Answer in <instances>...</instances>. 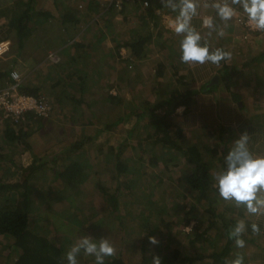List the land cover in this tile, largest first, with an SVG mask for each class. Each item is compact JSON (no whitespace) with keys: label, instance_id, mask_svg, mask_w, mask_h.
Masks as SVG:
<instances>
[{"label":"crops","instance_id":"0c3cea01","mask_svg":"<svg viewBox=\"0 0 264 264\" xmlns=\"http://www.w3.org/2000/svg\"><path fill=\"white\" fill-rule=\"evenodd\" d=\"M73 1L0 0V42L5 40L10 42L9 52L4 57H0V75H3V73L6 75L0 77V86L6 80L9 81L8 77L12 71H17L22 76L23 85L33 86V88L41 89L45 93L52 94L54 90H62L60 85L66 87L71 82L74 85L75 93L74 95L65 96L67 101L61 103L64 105H62L60 113L65 115L67 112L73 111L79 114V121L76 120V122L84 125L85 122L96 121L97 113L95 109H98L100 104L104 103L106 95H116L118 92L110 84L106 86L99 83V74L103 68L102 66L105 65L103 63L107 62L101 60L100 65L93 64L100 52L97 46L105 39L102 30L96 27L101 28L102 25L106 24L107 18L111 14L105 18L99 17V14L93 15L90 22L94 25L98 24L95 27L98 32L94 31V37L89 35L90 39L89 37L86 38V30L88 29L87 26L81 28L83 23L79 15L81 12L78 11L90 9L92 4L89 5V2L86 3L82 0H77L78 2L74 4ZM166 2L167 0H149L151 15H147L145 12L137 13L138 15L135 12L123 15L124 12L117 13L107 9L106 2L100 0L102 9L112 11V16L117 22L123 18V20L130 21V23L137 22L147 27V32L143 35L122 37L119 43L113 41L112 45H109L112 49L109 54L117 53V44H120L122 46L120 48L121 52H119L129 57L128 51L124 47L125 43L147 35L150 37V42L144 46L141 56L132 59L133 61L131 60L137 64L144 63L140 71L144 77L140 76L137 82L138 92L142 95L141 102L157 103L162 99H166L169 91L174 86H180L182 89L187 87L197 91L206 90L196 96V102L190 107V111L182 117L184 136L191 137L190 145L195 146L201 154L203 153L205 157L207 155L215 163L210 168L214 170L210 173L212 180L209 181V189L206 191L207 194H210L208 196L209 198L211 196V200H203L201 203L203 204L204 217L208 216V220H205L208 224H203L202 228L199 227V230H197V232H200L201 229L204 231V244L192 248L199 250V247H203L200 256H202L203 251H210V248L206 247L212 237V234H210L212 230L209 229L211 227L210 221L219 219L218 225L216 223L213 225V233L222 232L223 235L222 238L219 237L221 245H217L213 250H222L223 243L230 241L231 248L226 263L233 264V261L239 256L243 258V264H264V214H251L244 205H237L234 201L223 200L219 196L216 179L227 171L226 156L235 147V141L240 138L242 133H246L248 136L247 148L252 157L254 159L264 158V32L249 31L250 33H248L246 28L236 21L239 16L247 14L240 5H232L231 0H227V2L236 9L237 15L227 22L228 26L226 28L224 22L217 16L216 10L211 7L212 4L220 3L222 0H195L198 5L197 15L193 17L191 26L201 35L200 45L207 46L210 52L222 48L231 52L232 58L228 62L222 61L219 67L206 64L202 67L190 68L180 62V42L184 34H176L171 26L172 20L179 14V8L173 12L170 7L165 6ZM172 3L178 5L179 0H172ZM26 13H28L26 35L20 36L16 34L13 28L19 19L25 17ZM209 16L213 18L216 30L224 29L226 32L224 38L218 37L216 31L203 27L202 19ZM210 32L211 34H209ZM81 34L83 37L81 39L77 38ZM106 38L108 37L106 36ZM15 45H18V48L16 52H13ZM115 45H117L116 48ZM156 47L158 49H154ZM54 52L60 58L58 64L48 60V56ZM226 67L231 70L233 68L234 74L230 75L226 72ZM158 73L163 75L160 76L159 74L158 76ZM58 75H61V77ZM109 88L114 93H111ZM126 103L127 101L124 98L123 105H126ZM107 106L108 104H105V108ZM183 111L184 107L180 106L175 110V114L182 116ZM129 112L125 111L123 113V122H125L126 116L132 115ZM157 113L160 114V112ZM87 115H90L91 119H88ZM107 122H109L108 119ZM105 132L113 135L114 131ZM128 133L129 131H127V135ZM94 138L98 139L99 136L94 135ZM28 139L29 137L26 140L29 148H24L21 145L20 148L29 155L32 151ZM102 147L103 145H100V150H102ZM71 153L73 156L76 151L73 150ZM15 161L17 165L18 158ZM204 161L207 163L210 160ZM215 169H217L216 172ZM11 183H15V180ZM80 187L81 192L77 194L78 197L83 192L82 186ZM6 193L9 192L4 191L0 193V196H8ZM257 196L258 198H264V192H258ZM11 201L13 200L11 199ZM81 210L77 209L74 212L75 214L71 215L77 216L78 213L80 216H77L80 218V221L78 220L80 225L74 227L73 238L68 237L67 241H64L66 236L60 230L55 231V233L64 242H59L57 237L47 235L55 242L64 257H66V253L70 248L84 236L91 237L93 241L98 242L93 228L88 227V221L91 222L90 213L93 209L86 212ZM114 213L117 212H112L109 217H112ZM116 217L121 218L122 215H116ZM83 219L86 220L83 222ZM241 220L244 221L245 230L239 238L244 240L245 246L238 248L235 244L236 238L231 236V232L237 222ZM253 224L257 225L258 233L252 231ZM194 226L191 221L189 227L191 232H193ZM189 229L186 228L187 236L184 235L187 241L186 246L189 244L190 237L188 234H193ZM129 230L131 228L126 227L125 230H121L122 236H124L123 239H126L125 243L131 249H138V247H135L137 242L133 246L131 239L126 236ZM52 231L54 229H51L50 234H52ZM118 238L112 235L103 238L108 239L117 250L114 257L105 259V263L112 259H119L124 264H147L144 263L145 260H149L146 255L145 257H139L138 253L129 252L131 249L121 246L124 244ZM11 242L12 240L0 241V264H13V260L6 258V255L10 253L9 245ZM185 244L183 243V247ZM150 248L153 247L150 246ZM186 254L189 256L195 255V253ZM129 255L133 257L131 260L128 259ZM139 258L141 261H139ZM76 259L78 264H94L95 260L92 256H85L83 250L77 254ZM150 260H152V257H150ZM177 262L174 264H183L180 260ZM199 263L211 264L208 259L203 263ZM212 264H216V262Z\"/></svg>","mask_w":264,"mask_h":264},{"label":"rangeland","instance_id":"374dc122","mask_svg":"<svg viewBox=\"0 0 264 264\" xmlns=\"http://www.w3.org/2000/svg\"><path fill=\"white\" fill-rule=\"evenodd\" d=\"M82 1L86 3L89 2V5L92 4L90 9L78 11L81 12L79 15L83 23L81 28L87 26L89 30V32L86 30V38L89 37V35L94 37V31L98 32V30L95 29L98 24L94 25L90 22L93 15L99 14V17L102 16L101 18H105L111 14V16L107 18L106 24L102 25L101 28L96 27L102 30L103 34H105V39L97 46L100 52L99 55L96 56L93 64L96 66L100 65L101 60L107 62L103 63L105 65L102 66L103 68L99 74V83L106 86L110 84V86L116 88L117 92H120L121 96L127 101L126 105H122L123 108H126V112L136 111L137 107L139 108L141 105L140 98L142 95L138 92L137 82L140 76H143L140 71L144 63L137 64L136 62H129L131 60L120 53V48L122 46H120V44H117V53H109L112 52L110 46L113 41H115V43L118 41L119 43L122 37L128 38L137 34L143 35L147 32V27L137 22L130 23V21L123 20V18L117 22L112 16V11H104V9H102L100 0ZM66 2H68V0H66ZM73 2L75 4L78 1L74 0ZM103 11L104 13H102ZM131 12L139 14L145 12V10L135 5L125 8L123 15H129ZM242 17L244 16H239L238 19ZM106 36L108 38H106ZM82 37L81 34L77 38L81 39ZM117 45H115V48ZM17 48L18 45H15L13 47V52H16ZM154 49H158V47ZM58 76L61 77V75ZM68 85L69 86L66 87L60 85L62 90H54L52 94L41 91L39 96L43 97L51 106L49 117L40 119V123L28 121V126L15 129L19 131V133L27 131L25 141L29 137L28 141L31 146L30 150L32 151L29 155L28 153H24L20 145H17V142L14 140L8 142L3 136V132H0L1 182L9 184L15 179H20V173H18L16 169L17 165L26 167L34 156H41L42 159L47 162L46 167L34 173L29 181L32 186L30 192V201L32 205L30 212L31 226L36 225L35 230L38 231V233L42 232L44 235H49L54 238L57 237L59 242H62L63 239H60L61 237H58L55 231H52V234H50L51 225L52 227H59L60 232L63 235L65 234L66 238L64 241H67L68 237L73 238L74 227L76 228L80 225L78 223L79 214L77 213L79 217L71 216L70 219L67 220L62 211H65L69 206L65 208L62 205L68 202V200L63 198V203L61 206H58L56 203L58 192L55 191V193H52L51 191V193L48 194L45 189H40V185L46 188L43 184L52 176L55 160L58 161L59 167H63L69 164L71 160H74L84 167L85 173L88 176L82 184L83 192L79 197L76 195L73 202L76 208L79 210L82 209L81 211L83 212L90 211L94 207V210H91L90 213L91 222L88 221V227L91 226L93 228L94 235H96L98 241L112 235L119 237V241L121 240L124 244L121 246H126L127 249H131L130 246L125 243L126 239H123L124 236H122L121 230H125L126 227L131 228V230L127 231L126 236L131 239L133 246H135L137 242L135 247H138V249L132 248L128 251L138 253L139 257H145L146 255L149 260H145L144 263L152 264L150 257L153 258V256H158L161 259V264L166 257L169 259L168 264H174L178 263L177 261L181 260L186 253H194L195 249L183 247V243H187L183 233H187V230L185 228V232H182L180 229L182 215H184L186 210L191 209V211L195 213V219L192 220L193 226L196 225L199 219L202 220L203 224H208L205 222V220H208V216L204 217L203 204H193V208L192 203L194 201L196 203L195 196L198 195V192L191 193L192 191L186 184V176L191 172V167L189 164H185L186 158L184 153L186 148L191 146L189 143L191 137L187 138L183 133L184 138L187 140L186 143L183 144V151L174 152V155L169 157L170 160H165L164 158V155L168 152H161L160 148L157 147V150L154 152L155 158L157 159L156 165H151L147 155L143 159L140 158V146L136 145L135 140L129 139V145L120 153L121 164L125 167V170L119 172L118 165L115 164L116 155L118 149L121 147L120 144L122 141L127 139V131L134 129L133 137H136L140 134L141 136H146L148 129H145L141 124L134 126L136 119L131 115L126 116L125 122L121 123L116 128L113 135L105 131L101 132L100 128L103 127L107 119L110 121L113 119L112 106L100 112V120L93 122L89 121L84 125L76 122V120L79 121V114L73 111L61 115L60 109L62 105H64L61 103L67 101L65 100V96L74 95L75 93V89H73L74 85L71 84V82H69ZM110 92L114 93L113 90H110ZM113 108L116 110L118 109V107ZM87 118L91 119V116L87 115ZM94 135H98L99 138H94ZM73 143H81L82 147L72 156L69 149ZM100 145H103L102 150L99 148ZM17 158L18 161L16 165L15 160ZM202 160H210L207 161V166L210 170V181L212 180L210 173L214 170L210 168L215 163L211 161L207 155L205 157L203 153ZM216 170L217 169H215V172ZM20 192L19 190L9 192L11 193V199H14L13 207H17L18 209L21 207L22 203L25 202ZM4 198H6L5 195L3 198L0 196V205L3 203ZM39 198H41V200L37 203ZM98 207H100V210ZM112 207L118 212L114 213L112 217H109L110 214L114 212ZM88 208L91 209L86 210ZM116 215H122V217L117 218ZM38 218H43L44 221L41 220V222H39ZM218 220L219 219L214 220L216 225H218ZM189 231L191 232V229H189ZM218 234L219 233L213 234L216 236L211 238L209 244L206 242V244H208L206 247L213 249L217 246V243L220 242L219 236H217ZM150 236L155 237L159 241L158 245L149 243L148 237ZM0 241H10V239L8 237H0ZM150 246L157 252H159V248H162V252L155 255L153 254V249H149ZM202 249L203 247H199V251ZM125 253L127 254L126 251ZM131 258H133L132 255H129L128 259L131 260ZM139 261H141L140 258Z\"/></svg>","mask_w":264,"mask_h":264},{"label":"trees","instance_id":"16d2710c","mask_svg":"<svg viewBox=\"0 0 264 264\" xmlns=\"http://www.w3.org/2000/svg\"><path fill=\"white\" fill-rule=\"evenodd\" d=\"M145 10V13L147 15L152 14L151 11H149V7ZM27 17L28 13H26L25 17L19 19L16 25H14L13 29H15L16 34L20 36L25 34L26 24L28 22ZM245 17H247V15H245ZM236 21L240 23L238 19ZM246 30L248 31V33H250L248 29ZM149 42L150 37L147 35L146 37H139L125 43L124 47L129 54L128 59L132 60L139 58L143 52L144 46L149 44ZM226 68V72H228L230 75L234 74L233 68L232 70L228 67ZM159 74L160 73H158V76ZM3 75H0V77H2ZM7 82L8 81L6 80V82L3 83L0 88H3ZM180 88V86H174L169 91L166 99H162L157 103H149L148 101H143L141 102L140 107H137L136 111L129 112V114H132L136 119L134 126L141 124L145 129H148V133L146 136H141L140 134L136 137H133L134 129H131L129 131L127 135L128 138L122 141V143L120 144L121 147L118 149L116 155L115 164L118 165L119 172L125 170V167H123L121 164L120 153L123 149H125L127 145H129V139H133L136 141V145L140 146V158L143 159L147 155L151 165L157 164V159L154 155L157 147L160 148L161 152H168L164 155L165 160H170L169 157L173 156L174 152L183 151V144H185L187 140L183 136L184 130L182 117L190 111V107L196 102V96L200 94V92L206 90L203 89L197 91L189 89L187 87H184V89ZM19 91L23 94L39 96L41 89L33 88V86L23 85L22 83ZM117 94L106 95L103 102L105 104H108V106L105 108V104L102 103L100 104L98 109H95L97 113L96 121H98L100 120V112L103 109L107 110L108 107L112 106L111 109L113 113V119L111 121L109 120V122L106 121L104 123L103 127L100 128L101 132L112 130L115 131L116 128L124 120L123 113L126 109L122 107L124 98L121 96L119 91ZM180 106L184 107L182 116H178L175 114V110ZM113 107H118V109L116 110ZM157 112H160V114H158ZM40 119L41 118H35L32 113H29L25 115L24 121L21 122L18 126H14L13 124L8 123L0 129V132H3V136L8 140V142L14 140L15 142H17V145L19 144L24 148H29V144L27 143V141H25L27 131H22L21 133H19V131H16L15 129H21L22 127L28 126V121L40 123ZM81 147V143H75L71 144L69 150L70 152L73 150L79 151ZM184 156L186 158L185 164H189L191 167V172L186 176V184L192 191L191 193L198 192V195L195 196L196 203L195 201L192 203V206L194 208L193 204L200 205L203 200H211V196L209 198V193L207 194L206 192L209 189V169L207 163L202 160V154L195 146H188L185 150ZM46 165L47 162L43 160L41 156H34L26 167L17 165L16 169L18 173H20V179H15V183L8 184L0 181V193H3L4 191L11 192L19 190L21 191L20 193H22L21 196H23L25 200V202L22 203L19 209L17 207H13L14 199H12L13 201H11V193H8V196H6L7 198H4L3 203L0 205V237H8L10 240H12L11 244L9 245L10 253L6 255V258H8L9 260H13V264H67L66 257L61 254V250L55 245V242L47 235L42 234V232L38 233V231L35 230L36 225L31 226L32 223L30 219V212L32 205L30 201V192L32 186L30 185L29 181L30 178L33 177L34 173H36L37 171H41L42 168L46 167ZM87 176L88 175L85 173L84 167L76 161L71 160L69 164L63 167H59L58 161L55 160L54 168L52 169V176L47 182L43 184V186L46 188H43L42 185H40V189H45L48 194L51 193V191L52 193H55V191L58 192L56 199V203L58 206H61V204L63 203V198L68 200V202H66L62 206H64L65 208L66 206H69V208H66L65 211H61L65 214L67 220H69L71 215H74V212L77 210L76 205L73 202V197L81 192L80 186H82V184L85 182ZM1 197L3 198V196ZM40 200L41 198L38 199L37 203H39ZM98 209L100 210V207H98ZM112 210L114 212H118L113 207ZM86 219H83V222ZM193 219H195V213L191 211V209L186 210L181 218L182 224L180 225V229L182 232L185 228L190 226ZM38 220L39 222H41V220L44 221L43 218H38ZM214 224L215 222L211 220V227L209 228L210 231L212 230V233H210L212 234L211 238L216 236L213 235L215 234L213 233ZM202 226L203 222L201 219H199L196 225L193 227V234H188V236L190 237L188 240L189 244L188 246H186L185 244V247L196 248V245L204 244V231L201 229L200 232H197V230H199V227L202 228ZM54 227H52L51 225V229H54V231H59V227ZM183 235L187 236L186 233H183ZM222 235L223 233L221 232L217 236L222 238ZM225 236H227V234H225ZM217 245H221V243L219 242L217 243ZM230 248L231 242L227 241L226 243H223L222 250H213V248L210 249V251H203L202 256H200L201 251L195 249V255L193 254V256H189L188 254H185L180 261H182L183 264H191L195 262L197 264H200L199 262L203 263L206 259H208L211 264L214 262H216V264H229L226 263V260L229 256ZM152 251H154L153 254L155 255H158L159 252H162L161 249H158L159 252L155 251L154 249ZM168 260V257H166L163 261V264H168ZM105 264L124 263H122V261L119 259H112Z\"/></svg>","mask_w":264,"mask_h":264},{"label":"clouds","instance_id":"9594fccd","mask_svg":"<svg viewBox=\"0 0 264 264\" xmlns=\"http://www.w3.org/2000/svg\"><path fill=\"white\" fill-rule=\"evenodd\" d=\"M232 5H240L247 14L248 22L258 32H264V0H231ZM166 7H170L173 12L179 8V14L171 22V26L176 34H184L180 42V62L190 68H198L211 64L219 67L221 62H228L232 58V53L222 48L214 51L207 46H201L200 33L191 26V21L197 15V3L195 0H179V4L167 0ZM207 6V5H206ZM216 10L219 19L227 22L237 15L236 9L229 5L227 0L211 5ZM204 27L216 31L218 37H224V29L216 30L214 20L211 16L204 20ZM211 34V32L209 33ZM248 136L242 133L235 141V147L226 156L227 171L219 175L217 188L219 196L225 201H234L237 205H244L251 214H264V198H258V192H264V158H253L247 148ZM245 230L244 221L237 222L231 232V236L236 238L235 244L238 248L245 246L244 240L239 237ZM252 231L258 233L256 224L252 225ZM149 243L158 245L159 241L155 237H148ZM83 250L85 256L95 258L94 264H105V259L116 255V248L108 239L93 241L91 237L84 236L78 243L70 248L66 253L67 264H78L76 256ZM152 264H161L158 256H153ZM233 264H243V258L237 257Z\"/></svg>","mask_w":264,"mask_h":264},{"label":"built area","instance_id":"2783aa9c","mask_svg":"<svg viewBox=\"0 0 264 264\" xmlns=\"http://www.w3.org/2000/svg\"><path fill=\"white\" fill-rule=\"evenodd\" d=\"M107 9L117 12H124L125 8L130 6H139L145 10L149 7L148 0H104ZM202 25L204 27V20ZM242 25L249 31H256L249 24L247 17L238 19ZM258 32V31H257ZM10 50V42L5 40L0 42V57H4ZM48 60L54 64L60 62L59 56L54 52L48 57ZM10 81L3 88H0V129L8 123L18 126L24 121L26 114L32 113L35 118H48L51 113V106L41 96H33L20 93L19 88L23 82L22 76L17 71H12L9 75Z\"/></svg>","mask_w":264,"mask_h":264}]
</instances>
